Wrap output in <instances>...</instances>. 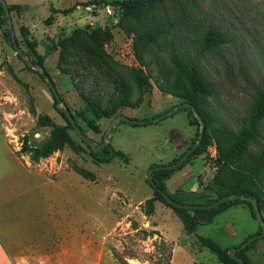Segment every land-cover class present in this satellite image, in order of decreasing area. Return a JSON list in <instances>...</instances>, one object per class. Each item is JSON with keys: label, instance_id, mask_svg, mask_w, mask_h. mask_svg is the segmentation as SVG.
I'll list each match as a JSON object with an SVG mask.
<instances>
[{"label": "rangeland", "instance_id": "rangeland-1", "mask_svg": "<svg viewBox=\"0 0 264 264\" xmlns=\"http://www.w3.org/2000/svg\"><path fill=\"white\" fill-rule=\"evenodd\" d=\"M4 1L7 6L17 5L10 11L16 42L30 60L42 56L62 99L61 106L71 111L94 142H100L109 122L120 113L147 120L180 101L160 92L153 82L159 64L169 63L165 44L152 46L145 54L149 85L135 79L134 74L142 80L145 76L132 48L133 35L125 31L120 10L112 0L87 6L82 4L92 0ZM75 2L80 5L71 13H56L51 24L43 22L50 14V4L66 8ZM182 2L169 10L175 32L191 41L186 45L189 56L215 87L214 96L206 101L209 110L230 129H236L244 122L254 93L264 91V0ZM21 26L28 29L26 36L21 35ZM207 27L221 32L223 41L214 50L198 53L193 46ZM0 70L6 72L4 81L9 82V89L25 96L19 109L9 101L0 106V127L17 155H28L19 152L24 136L28 145L39 146L59 135V126H65L74 144L54 151L49 160L33 161L28 155L42 173L41 190L37 184L34 189L32 177H21L20 186L24 184L27 190L19 204L27 215L33 210L41 213L42 228L40 240L27 242L25 249L11 250L16 255L14 264H223L199 245L198 236L210 237L225 248L258 234L259 222L244 204L229 206L191 234L184 232L179 217L160 201L154 202L151 214L145 212L144 201L153 195L147 181L150 165L178 158L196 138L199 124L188 123L187 108L143 125L118 121L110 133V143L126 154L128 163L115 157L96 164L85 142L66 126L54 107L46 80L37 70L28 68L1 30ZM83 115L95 121L94 128L87 125ZM190 118L198 120L193 112ZM172 131L178 138L170 141ZM259 133L262 143L264 120ZM259 142L253 144L254 152L259 150ZM205 151L193 155L165 179L168 193L186 201L205 200L201 187L216 168V158H209ZM74 164L94 172L95 179L80 176ZM5 170L13 174L11 163L5 164ZM261 214L264 218V212ZM26 224L21 228L24 241L38 234L37 227L33 232L28 221ZM245 254L251 264H264V237Z\"/></svg>", "mask_w": 264, "mask_h": 264}, {"label": "trees", "instance_id": "trees-1", "mask_svg": "<svg viewBox=\"0 0 264 264\" xmlns=\"http://www.w3.org/2000/svg\"><path fill=\"white\" fill-rule=\"evenodd\" d=\"M104 2H107V0H92L91 2H86L82 5L87 6L89 4H100ZM112 2L115 3L120 10L119 19H121L125 31L129 35H133L132 48L135 53V57L139 61L140 69H142L140 70V73L145 76L144 80H142L140 75L134 74L135 79L139 82L144 81L147 85H149L148 80L151 79V75L146 72L144 68L146 66L144 60L145 54L150 51V47L156 46V48H158L161 44H165V47L169 50V63L167 65L164 61H162V63L159 64L156 74L153 77V82L160 92L179 98L180 101L178 104L189 103L190 105H193L198 111V114L204 124V131L200 144L182 164L176 167L154 169L152 171L151 181L153 184L148 179L147 181L153 190V195L144 201L145 212L147 214H151L153 212L155 201L164 203L179 217L182 223V228L186 234L194 233L199 225L210 223L213 217H215L218 213L224 211L229 206L236 204L246 205L249 208L252 217L256 218L252 208V203L237 197L230 198L228 201L222 202L211 208L186 209L171 205L164 199L162 193H167L177 202L189 204H210L225 195L231 194L251 196L257 199L259 209L261 213H263L264 142L261 143L258 139L260 137L259 124L264 120V91L258 90L254 93L252 105L246 114L244 122L238 128L230 129L229 126L219 120V118H217L208 108L206 101L208 98L214 96L215 87L210 81L203 77L198 66L189 56L186 45H188L191 41H187L185 36L175 32L176 26L174 21L170 18V15L172 14L170 11L172 9V5L178 2L182 4V0H112ZM78 5H80L79 2H75L66 8H56L53 4H50V14L43 20V22L46 25L51 24L56 13L69 14ZM16 7V4L8 5L9 11ZM0 30L2 31L3 36L11 42L10 29L8 27L4 5L1 1ZM27 31L28 29L25 26L20 27L21 35L26 36ZM198 41V44H194L193 48L196 49L198 53H204L218 48L223 41V36L221 32L215 30L214 28L207 27L206 30L199 36ZM36 57V61H31L43 68L47 73L42 56ZM39 75L43 77L40 73ZM52 97L53 105L56 108V100L53 94ZM137 103H140V101H137ZM64 107L67 108L66 106ZM183 108L188 109L187 116L190 125L199 124L197 119L194 118L193 120L190 118L192 113L191 108L189 106H184ZM57 111L66 121V126L72 128L63 112L59 110ZM31 112L34 113V110L31 109ZM83 120L90 128H94L95 121L93 119L87 118L83 115ZM198 126L200 127V124ZM199 127L196 130V138H194L188 148L197 141ZM64 129L65 126L57 127L56 130L59 131V135L51 136L49 139L43 141L39 146L28 145L27 137L24 136L19 152L28 154L30 159L33 161H38L41 158L48 157L51 153L62 148L65 144L73 147V141ZM82 130L84 131V129ZM211 142H214L217 147V156L214 160L216 168L213 176L204 186L201 187L200 194L203 195L205 200L186 201L178 199L175 195L168 193L164 182L165 179L169 178L173 171L183 167L193 155L203 153ZM257 142L261 144L258 146L259 150L254 152L252 150V146ZM86 145L89 148V152L94 163L96 164L108 163L115 157L122 158L126 163L129 161L126 154L120 150L114 149L111 143L101 149H94L88 144ZM182 154L178 158L172 159L165 165L175 163L182 156ZM155 166V164L150 165V167ZM73 169L83 178L91 180L95 179L94 172L82 166L74 164ZM260 232L261 226L259 224L258 233ZM250 236H248L243 242H245ZM197 241L199 245L206 247L213 252L223 264H241V262L251 264L245 252L255 244L257 239L251 241L243 249L237 250L235 252L236 259H232L229 256V251L232 248L240 246L243 242L238 245H230L222 248L210 237L198 236Z\"/></svg>", "mask_w": 264, "mask_h": 264}, {"label": "crops", "instance_id": "crops-1", "mask_svg": "<svg viewBox=\"0 0 264 264\" xmlns=\"http://www.w3.org/2000/svg\"><path fill=\"white\" fill-rule=\"evenodd\" d=\"M5 74L4 70H0V106L2 102L9 101L19 109L23 107L25 96L21 97L20 94L9 89V82L4 81ZM1 124L8 127L5 123ZM171 133L170 141L178 138L174 131ZM176 142L178 141L173 142V144L175 145ZM16 151L17 149L11 147L8 135L0 127V264H14L16 255H13L11 250L25 249L27 248V242L40 240L42 228L41 213H36L33 210L27 215L19 204L20 197L24 198L27 190L24 184L22 188L20 186L21 177L23 179L26 175L32 177L34 179V189H36L37 184L39 190H41L42 173L35 169L36 164L29 160L28 155L19 157ZM9 163L12 165V175L5 170V164ZM28 191H30V194L32 193L31 187L28 188ZM27 221L29 226L33 227V232L37 227L38 234L37 236L32 234L31 239L24 241L21 228L27 225ZM156 227L162 234H165V239H167L168 237L163 228L159 224ZM172 260L173 255L171 262Z\"/></svg>", "mask_w": 264, "mask_h": 264}, {"label": "water", "instance_id": "water-1", "mask_svg": "<svg viewBox=\"0 0 264 264\" xmlns=\"http://www.w3.org/2000/svg\"><path fill=\"white\" fill-rule=\"evenodd\" d=\"M3 5H4V9H5V14H6V18L8 21V27L10 29V35H11V43L13 48L15 49L17 55L22 58L25 62V64L28 66V68H33L35 70H37L42 76L43 78L46 80V82L49 85V88L56 100V109L63 112V114L66 116V118L68 119V121L70 122L72 128L74 129V131L76 132V134L79 136V138L85 142L86 144H88L91 148L94 149H101L105 146H107L110 142H111V136L110 133L114 127V125L120 121V120H124L130 124H136V125H143L146 123H151V122H156L159 119L168 116L170 114H172L174 111L183 108L184 106H189L192 110V112L197 116L200 127H199V134H198V138L197 141L191 146L189 147L183 154L182 156L173 164L171 165H157L155 167H150L148 169V173H147V179L153 184V182L151 181V173L154 169H167L170 167H176L180 164H182L187 157L195 150V148L200 144L202 136H203V131H204V124L203 121L201 120L200 115L198 114V111L196 110V108L193 105H190L189 103H179L175 106H173L171 109H169L168 111L164 112L163 114L156 116L154 118L151 119H147V120H136V119H131L129 117H127L124 114H119L118 116H116L115 118H113L109 124L106 127V130L104 132V136L103 139L100 143H96L94 142L80 127V125L77 123V121L75 120L74 116L71 114L70 110L62 107V99L59 96V93L53 83V81L51 80L50 76L45 72V70L41 67H39L38 65H36L35 63H33L29 58H27L26 53L20 48V46L18 45V43L15 40V34H14V29L12 27L11 24V18H10V11L8 9L7 4L5 3L4 0H0ZM164 199L169 202L171 205L176 206V207H180V208H186V209H192V208H211V207H215L218 204L222 203V202H226L228 201L230 198H240L242 200H247L250 201L252 203V208L254 211V214L261 226V232L255 235L250 236L245 242H243L240 246L236 247V248H232L229 251V256L232 259H236L235 257V252L239 249H243L244 247H246L251 241L256 240L258 238H262L264 237V219L262 217L261 211L259 209L258 206V202L256 198H253L251 196H242V195H236V194H231V195H225L217 200H215L214 202L210 203V204H189V203H181V202H177L175 200H173L167 193H162ZM241 264H246L244 262H241Z\"/></svg>", "mask_w": 264, "mask_h": 264}, {"label": "built area", "instance_id": "built-area-1", "mask_svg": "<svg viewBox=\"0 0 264 264\" xmlns=\"http://www.w3.org/2000/svg\"><path fill=\"white\" fill-rule=\"evenodd\" d=\"M205 154L209 156L211 159H215L217 156V147L216 144L213 142L209 144L206 148ZM46 160H49V157L46 158Z\"/></svg>", "mask_w": 264, "mask_h": 264}]
</instances>
